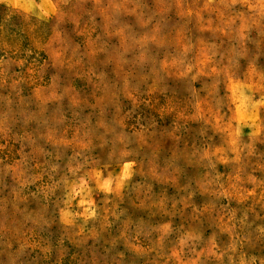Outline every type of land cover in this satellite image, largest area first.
<instances>
[{"label": "clouds", "instance_id": "clouds-1", "mask_svg": "<svg viewBox=\"0 0 264 264\" xmlns=\"http://www.w3.org/2000/svg\"><path fill=\"white\" fill-rule=\"evenodd\" d=\"M0 264H264V0H0Z\"/></svg>", "mask_w": 264, "mask_h": 264}]
</instances>
